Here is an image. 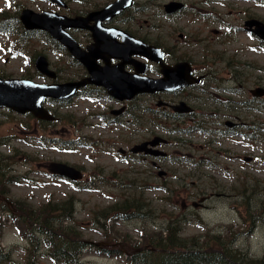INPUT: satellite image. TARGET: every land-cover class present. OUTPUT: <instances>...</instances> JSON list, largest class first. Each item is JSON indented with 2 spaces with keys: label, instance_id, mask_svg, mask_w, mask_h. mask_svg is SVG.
I'll return each instance as SVG.
<instances>
[{
  "label": "rangeland",
  "instance_id": "374dc122",
  "mask_svg": "<svg viewBox=\"0 0 264 264\" xmlns=\"http://www.w3.org/2000/svg\"><path fill=\"white\" fill-rule=\"evenodd\" d=\"M64 1L67 4L65 10L48 0H0V12L14 15L22 7L36 13L50 11L74 17L100 9L114 0ZM171 1L183 3V12L165 15L163 5ZM199 11L219 14L222 21L231 22L235 15L221 13L249 12L264 23V1L255 0H136L131 9L135 13V22L146 21L143 29L150 40L159 44L165 41L168 46L177 45L183 56L195 63L211 61V54L220 51L226 58L231 47L215 46L203 50L201 44L192 41V35L201 27V20L193 15ZM137 28L135 26V30ZM210 29H217L215 22L202 30L203 36L210 35ZM70 34L80 43V31L71 30ZM179 34L189 37V42H182ZM239 41L248 46L234 47L242 49L239 54L241 61L248 66L256 65V69L245 70L246 80L242 82L241 95L225 96L223 91H214L217 100L214 105L201 101L203 109L199 111L202 114L199 119L208 121L209 116L219 122L214 127L206 124L203 127L205 131L169 138L159 126L149 123L150 114L144 117L143 126L105 125L97 115H107L106 106L109 104L79 97L61 104H45L46 109L56 117L54 124H40L31 116L1 110L0 139L3 144L0 145V155H12L15 149L19 154L9 171L18 182L7 187V200L11 204L25 202L26 207L36 209L48 201L61 202L72 198L74 217L68 225L78 229L82 240L99 243L103 242L105 231L100 226L101 222L96 223L99 220L95 217L96 213L121 199L128 193L126 187L132 185L137 191L144 192V198L150 203L152 219L118 221L111 235H128L132 243H141L168 226L169 213L172 219L181 215L182 205L185 204L189 208L181 218L184 222L180 223V238L190 243L197 237L204 241L209 234L224 242L232 240L228 248L264 263V107L257 110L254 98L249 94L257 84L264 86V51L250 50L255 42L248 37L240 36ZM37 55H44L50 67L57 72L54 82L61 84L79 78L80 69L71 64L67 53L43 35L30 37L24 46L19 45L15 37L0 35V77L49 83L34 69L32 63ZM223 68V63H212L211 66L221 80ZM211 84L212 81H207L205 87ZM213 87L234 89L233 83L220 82L213 83L205 91L211 93ZM224 98L241 104L229 110L222 105ZM155 104V101L143 97L133 101V108H153ZM194 105L200 106V102L195 101ZM229 117L231 122L238 124L231 131L236 134L215 132L226 129L224 122ZM252 132H256L257 136L249 138ZM153 135L170 139L169 145L162 147L168 159L157 160L158 167L152 166L150 158L142 160L136 154H130L131 157L124 160L120 156V150L129 153L130 147ZM174 137L179 140L174 141ZM27 158L31 162L26 161ZM247 158L251 161L246 162ZM52 162L80 167L83 179L71 184L63 179L50 178L47 165ZM159 172L165 174L157 176ZM142 186L150 190L140 189ZM161 186L168 190H159ZM194 204L196 207L192 206ZM1 245L6 252H10L8 260L2 264H64L53 261L44 249L39 251L34 261L31 260L26 251L28 242L13 224L7 223L3 228ZM77 264L130 263L125 255L105 256L94 250H85Z\"/></svg>",
  "mask_w": 264,
  "mask_h": 264
},
{
  "label": "flooded vegetation",
  "instance_id": "af4514ba",
  "mask_svg": "<svg viewBox=\"0 0 264 264\" xmlns=\"http://www.w3.org/2000/svg\"><path fill=\"white\" fill-rule=\"evenodd\" d=\"M262 1V0H255ZM88 13L84 15L87 16ZM133 12L126 11L121 13L118 17L111 18L110 20H105L100 24V31L98 35V39L93 40L92 33L88 30V28L92 26H96L95 22L85 21L81 24V29L79 30L81 33L80 50L85 59L93 62L95 67L99 70L100 80H106L107 82H112L117 79V77L121 78L125 82H129L131 80L137 78H145V77H153L160 78L165 82H168L167 72L171 75V79L176 76V65L182 62H188L191 67V73L194 77H201V81L199 84L182 88L181 90L173 91V92H161L150 95L140 96L139 99L143 97L149 98L155 103L161 102L163 106L157 108L156 106L153 108H147L148 111H152L158 113L160 121L164 124L169 122L174 123L178 126L179 123L183 125H187L189 128L181 131L183 134H190L196 131L199 125H202L203 122L205 124L214 127V124L218 125L219 122L211 120L209 116H207L208 121L200 120L199 116L202 115L199 111L203 109L201 105V101L207 102L209 105H214L217 101L215 97L214 91H223V94H235L241 95L243 86L242 82L246 80L245 70L250 68L252 70L256 69V65L248 66L246 62L241 61L239 54L240 51L238 48L234 49L235 46L243 47L244 45L240 44V36L250 37L252 41L255 42L254 45L250 46V50L252 51H260L263 50L264 47L263 41L258 38L253 32H248L246 23L249 20H258V17L252 15L249 12H228L221 13L225 16H242L235 17L234 21H222V19L218 16L219 14H207V12H197L193 14L195 19L201 20V27L197 29L191 39L196 44H201L204 49H211L215 46H226L231 49L228 51L230 55H227L226 58L224 53L220 51V53H212L211 57L213 60L206 61L203 60L200 63H195L194 61L185 58L183 53H181L179 47L177 45L168 46L166 42L160 43L157 47L160 49L162 53V65L159 68L158 65L151 63L145 56L134 54L128 52L125 41L129 38H133L135 40H140L146 44H151L152 40L148 37V34L144 28L143 23L135 22L133 17ZM216 23L217 29H210V35L203 36L202 30H205L208 27H211L212 23ZM135 26H137V30H135ZM150 28V27H149ZM250 30H256V26L252 25ZM178 38L184 42H189V37L184 36L183 34H179ZM96 43V48L89 49L90 46ZM118 46L120 49L118 50ZM244 47H248L245 45ZM117 48V49H116ZM216 58V59H215ZM216 65L218 63H223V80L221 78H217V73L211 70V66ZM80 74L77 80L85 79L89 76L88 69L84 66H79ZM173 75V76H172ZM75 81V80H73ZM207 81H212V84L205 87ZM222 83H233L234 89L227 90L221 87H213L211 93H208L207 89H210L213 86V83L219 84ZM260 84H257L256 87H260ZM218 86V85H217ZM255 87V88H256ZM96 92L101 96L107 98V101L112 99L108 96V92L106 88L103 86L100 87H92L89 86L84 90L79 92L80 96H84L87 93ZM199 95V97H198ZM253 103L256 106L261 108L264 105L263 98H255L253 99ZM200 102V106H195L194 102ZM211 101V103H209ZM180 102L186 103L188 106L192 108V112L189 114H179L173 111L174 106L180 104ZM111 103L115 105V109H110V116L103 115L100 118L103 119L106 123H115L118 125L130 124L131 118L129 116V104L131 102L123 101H115L111 100ZM236 100H231L229 98H224V103L222 105L227 109L231 110L235 105H240ZM245 105V103H243ZM156 105V104H155ZM248 107V105H247ZM119 111V112H118ZM236 118V117H233ZM231 117L228 118L224 122L226 129L221 131H215L219 134L223 133H234L231 132L233 129L237 128V123L230 121ZM231 122L232 125L228 124ZM176 141V139H174ZM144 142V141H142ZM170 139L167 140L165 146L169 145ZM130 148L128 149V151ZM121 156L123 158H130L131 155L127 152H121ZM142 160L147 159V156L142 154H138ZM168 159V156L165 158ZM3 165L0 163V209L6 208L8 211H11L12 214H16L17 212L13 211L15 206L11 203L6 205L3 201L5 199V195L7 192L5 177H3ZM11 183V182H10ZM14 184L11 183V186ZM18 210V209H17ZM187 208L184 206L183 211L185 214L187 213ZM139 260H135L131 258V264H137Z\"/></svg>",
  "mask_w": 264,
  "mask_h": 264
},
{
  "label": "trees",
  "instance_id": "16d2710c",
  "mask_svg": "<svg viewBox=\"0 0 264 264\" xmlns=\"http://www.w3.org/2000/svg\"><path fill=\"white\" fill-rule=\"evenodd\" d=\"M16 22V17L0 14V31L10 33L12 28H18ZM27 35L28 33L22 32L17 36L21 44H25L28 40ZM18 156L17 150L9 156L0 155V163L5 162L4 165L2 163L4 166L3 177L8 175L11 162L16 161ZM26 161L31 162L28 158ZM12 178L8 175L5 179L6 184L11 182ZM126 188L128 193H125L117 202L98 211L95 216L99 218L95 222L97 224L101 222L100 226L105 231L104 243H120L111 248L112 250L108 251V254L121 255V247L128 253L141 248V245L132 243L128 235L124 237L111 235L116 222L152 217L149 214L151 212L150 203L144 198V192L137 191V188L132 185ZM139 188L143 189V187ZM21 203L23 206L19 204L17 206L23 212L18 213L17 218H13V223L21 236L29 241L31 249L46 250V255L58 263L77 264L81 258L82 250L89 247L90 244L81 240V234L77 228L68 225V222L74 217L73 199L69 198L61 202L48 201L36 209L31 206L26 207L25 202ZM2 221V210L0 209V264L6 262L10 255L5 253L1 246L3 228L5 227ZM165 231V237L161 231L157 238L152 235L144 239V244L148 247L147 250L134 253L131 258L138 259L140 262L138 264H264L262 261L249 259L247 255L239 259L237 252L231 253L224 243L212 238H208L205 242L191 239L188 243L186 239L180 238L179 226L171 219L168 220ZM209 248L224 250V254L210 253ZM98 250L106 251L101 248ZM29 256L34 261L37 255Z\"/></svg>",
  "mask_w": 264,
  "mask_h": 264
},
{
  "label": "water",
  "instance_id": "95a60500",
  "mask_svg": "<svg viewBox=\"0 0 264 264\" xmlns=\"http://www.w3.org/2000/svg\"><path fill=\"white\" fill-rule=\"evenodd\" d=\"M52 3L65 8L66 4L62 0H51ZM133 0H116L114 3L108 5L104 9L90 14L87 20L95 21L97 24L110 19L118 15L123 10L131 6ZM183 8V4L178 2H170L165 5L164 9L167 14L175 13ZM20 21L23 27L27 31L42 30L47 32L54 40H56L62 47L66 48L68 52L81 64H84L91 74V77L74 83L66 84H38L26 79H3L0 78V109L7 108L19 115H25L31 113L34 117L51 122L54 120L44 108L43 102L46 98H52L54 100H65L72 97L75 92L85 87L87 84L107 86L108 83H102L96 81L97 72L93 65V62L85 59L82 52L72 37L66 31L71 28H79L84 21L80 17L67 18L65 16H59L55 13L42 12L34 13L31 10L25 9L21 12ZM257 34L264 38V24L259 23ZM93 33L94 40L98 37L99 33L97 29H90ZM98 34V35H97ZM98 39V38H97ZM126 48L128 52L134 54H141L147 57L150 61L155 62L158 65H162V55L160 51L154 47L143 44L142 42L126 41ZM118 50L120 47H117ZM116 48V49H117ZM35 68L43 76L54 79L56 74L49 69V63L46 57L40 55L35 59ZM176 76L171 79V75L167 72L168 82L160 79L151 78H135L128 83L121 78L109 83V87L112 91H109L111 95L115 96L119 100H131L136 95L143 93H155L162 91H171V85H174L175 89L189 86L193 83L199 82V79L191 78V72L188 64L182 63L176 66ZM100 77V75H99ZM118 82V83H117ZM115 83V85L113 84ZM173 83V84H172ZM112 84V85H111ZM168 84V85H167ZM111 85V86H110ZM123 86V87H122ZM255 96H262L264 90L257 89L252 91ZM176 111L187 113L190 111L185 104L181 103L180 106L174 108ZM161 142L160 138H154L150 143H144L135 146L131 151L133 153L145 151L147 144L151 147L157 146ZM157 156L158 152H151ZM48 169L52 174L60 177L68 178L72 181L81 180L82 174L80 171L61 163H50ZM163 173H160L162 175ZM101 245V244H98Z\"/></svg>",
  "mask_w": 264,
  "mask_h": 264
}]
</instances>
